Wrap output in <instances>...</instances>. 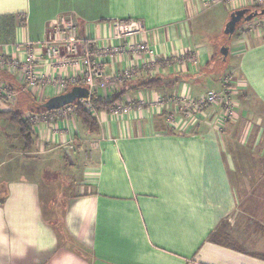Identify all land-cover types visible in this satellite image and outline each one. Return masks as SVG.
<instances>
[{
  "label": "crops",
  "instance_id": "1",
  "mask_svg": "<svg viewBox=\"0 0 264 264\" xmlns=\"http://www.w3.org/2000/svg\"><path fill=\"white\" fill-rule=\"evenodd\" d=\"M210 1L0 0V55L23 58L27 41L44 39L54 19L72 15L80 36L92 40L89 49H96L101 66L103 76L93 93L103 99L119 95V105L132 102L122 109L116 103L94 108L95 132L76 115V122L62 119L51 128L46 122L32 125L35 138L44 140L37 153L51 155L44 167L38 158L23 156L28 149L19 128L0 118V264H264L259 256L264 255V189L252 190L253 204L238 206L215 129L199 126L189 132L171 128L164 118L165 92L192 96L216 84L217 73L206 67L209 48L197 40L202 35L198 26L209 20L225 26L231 12L253 3L215 0L220 4L209 8ZM130 21L140 26L130 40L145 43L150 52L129 50L123 35L113 38L114 23ZM103 39L110 58L99 56ZM42 63L37 69L44 71ZM129 66L144 72L110 90L113 79L107 78ZM236 68L264 108V33L238 52ZM5 77L14 90L0 112L14 109L26 115L22 96L33 91L39 102L63 92L25 89L13 76ZM150 78H160L161 85L137 87ZM97 112L106 114L104 121ZM184 122L181 127L188 126ZM15 136L23 143L19 148L10 141ZM72 139L90 141L94 156L82 166L73 193L57 204L64 234L59 238L57 220L44 207L53 183L46 169L67 163L66 148L72 146L53 144ZM76 151L71 149L74 159L79 158ZM51 203V197L46 199V208ZM215 231L223 233L222 244L209 240Z\"/></svg>",
  "mask_w": 264,
  "mask_h": 264
},
{
  "label": "rangeland",
  "instance_id": "2",
  "mask_svg": "<svg viewBox=\"0 0 264 264\" xmlns=\"http://www.w3.org/2000/svg\"><path fill=\"white\" fill-rule=\"evenodd\" d=\"M214 1L208 2L207 7L212 8L214 5L220 4ZM254 4L252 3V5ZM200 23L202 22L199 21ZM206 23L204 22L205 26H198V30L202 35L198 36L197 40H202L213 56L212 62L214 63L210 68L217 73V79L216 84L207 90L214 91L219 95V98L215 103L205 102L196 106L199 93H193L190 101V99H179L165 92L164 102L169 106L164 111V118L169 122L171 128H191L189 132L202 129L198 128L199 126L214 128L222 146L223 154L227 158L231 182L236 192L237 205L240 206L245 201H251V204H253L252 190L256 188L264 189V108L241 81L236 63L238 52L243 49V46L250 39L260 38L263 35L264 17L246 22L241 21L230 34L223 32L224 26L213 24L214 22L212 23L210 20L208 24ZM220 48L226 50L223 57L219 52ZM188 54L194 59V54H191V52ZM11 75L19 81L16 75ZM0 83L4 84L3 82ZM31 93L34 94L32 95L36 99L40 97L35 95L33 91ZM11 96L0 94V106L7 104ZM21 99L22 104H26L25 97L22 96ZM44 101L43 99L39 100V102ZM125 104H132V102L120 104L119 109H122ZM105 115L104 112L99 114L97 112V118L101 121L105 120ZM25 116L30 126L46 122L49 125L48 128H51L57 121L70 118L72 122H76L72 114H67L64 118L57 116L52 119L49 118V114L32 115L28 113ZM184 120L188 123L187 127H181L185 124ZM2 124L3 122L0 121L1 126H3ZM10 141L15 143L18 148L20 143L23 144L16 136L12 137ZM42 141L35 138L34 143L27 150L28 153L23 154V156L38 158L41 167H44L51 155L43 157V155L37 153L39 142ZM52 144L44 143V146H52ZM53 145L72 146L68 149L70 154L65 153L67 163H62L60 168L55 166L51 170L46 169L48 179L53 183L52 187H47L46 198L43 200L45 201V212L48 217L59 220L62 206L57 204L67 200L69 195L73 193L82 166L92 162L94 149L87 139H72L67 142L58 141L54 142ZM71 149L77 150L76 153L79 158L74 159L72 157ZM49 197L52 198V203L51 208L48 209L46 208V199Z\"/></svg>",
  "mask_w": 264,
  "mask_h": 264
},
{
  "label": "built area",
  "instance_id": "3",
  "mask_svg": "<svg viewBox=\"0 0 264 264\" xmlns=\"http://www.w3.org/2000/svg\"><path fill=\"white\" fill-rule=\"evenodd\" d=\"M253 3H255L254 5L264 6V0H253ZM114 26L116 31L113 38L117 39L122 35L125 36L129 50L150 52L145 43L130 40L131 35L139 31L140 26L138 23L133 21L115 22ZM103 43L104 39L102 40ZM90 45H92V40L80 36L78 24L73 16L61 14L48 26V32L44 39L35 43L30 41L25 43L26 51L23 58L0 55V69L16 75L19 82L27 89L39 90L40 88L51 87L62 92L70 86L82 85L88 87L89 93H91L101 81L103 74L97 61L96 49L94 53L91 52ZM106 47L103 44V50L100 51L99 56L110 58L112 54ZM37 62H43L44 71L37 69ZM49 69L50 73L47 72ZM67 70L66 75L59 74L62 71L67 72ZM140 71L142 70L139 68L135 69L129 66L125 67L115 78H107V80L113 79L109 84L110 90H117L125 79L139 75ZM0 94L2 96L12 95V92L5 84L0 83ZM175 97L189 100L191 95L190 93H178ZM217 98H219L217 93L207 90L204 94L198 96L196 106L205 102L215 103ZM79 103L93 114L94 107L89 97L79 99ZM115 107L118 108L119 104L116 103ZM165 107L167 108L168 104ZM76 108L77 105L71 103L45 114H49L51 119L57 116L64 118L67 114H72L75 117Z\"/></svg>",
  "mask_w": 264,
  "mask_h": 264
},
{
  "label": "trees",
  "instance_id": "4",
  "mask_svg": "<svg viewBox=\"0 0 264 264\" xmlns=\"http://www.w3.org/2000/svg\"><path fill=\"white\" fill-rule=\"evenodd\" d=\"M247 9V14H252L253 17L249 20H253L256 18H262L264 17V6H259V5H251L245 7ZM249 20H245L249 21ZM219 52L222 54L223 57V51L222 48H220ZM213 56L211 55L210 59L208 60L206 67L210 71L212 68H210L214 63L212 62ZM5 76H12L10 73L6 72L5 70L0 69V82H3L10 91H13L14 88L12 85L8 82ZM180 79L177 78L174 80L168 81V83L164 84L165 88H169L170 86L174 85L176 82H178ZM162 83V80L160 78H150V79H145L140 81V83L137 85V87L140 88H153L160 86ZM70 88V87H69ZM69 88L65 89L63 92L67 91ZM89 99L93 105L94 108H99V107H110L113 104L117 103L116 101L118 100L119 95L111 98V99H103L97 96L95 93L91 92L89 94ZM26 99V104H25V110L31 113L32 115H39V114H45L48 112H52L46 110L45 108L42 107V102H38L35 97L31 94L28 93L25 95ZM28 103V104H27ZM77 105L76 108V116L79 118V120L82 122L85 127L90 130L91 132L98 131L99 126L96 120V117L91 114L82 104L79 103V99L74 102ZM0 118H5L8 122L16 125L19 128V137L22 139L24 143V148L28 149L32 146L34 143V139L36 135L33 132V129L27 122L24 112L20 110H7V111H1L0 112ZM3 201V198H0V202ZM55 227L56 231L58 234V237L60 238L63 236V231L61 229V222L60 220H57L55 222ZM209 240L215 242V243H220L222 244V238H223V233L221 232H211L209 235ZM260 257L264 258L263 254H259Z\"/></svg>",
  "mask_w": 264,
  "mask_h": 264
},
{
  "label": "water",
  "instance_id": "5",
  "mask_svg": "<svg viewBox=\"0 0 264 264\" xmlns=\"http://www.w3.org/2000/svg\"><path fill=\"white\" fill-rule=\"evenodd\" d=\"M253 17L252 14H247V9L245 7L234 10L231 12L229 20L225 23L223 32L225 34H230L234 31L235 27L241 21L249 20ZM223 54H226L225 48H222ZM89 89L82 85H73L62 93L54 95L44 102H42V107L48 111L59 109L65 105L74 103L78 99L87 98L89 96ZM69 147L66 148L67 154Z\"/></svg>",
  "mask_w": 264,
  "mask_h": 264
}]
</instances>
